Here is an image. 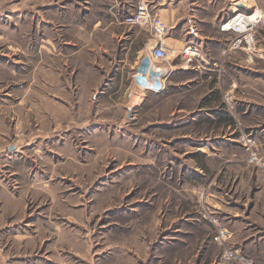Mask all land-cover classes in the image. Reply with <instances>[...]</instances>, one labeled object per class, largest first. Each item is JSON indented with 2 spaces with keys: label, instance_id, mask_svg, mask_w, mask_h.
I'll use <instances>...</instances> for the list:
<instances>
[{
  "label": "rangeland",
  "instance_id": "1",
  "mask_svg": "<svg viewBox=\"0 0 264 264\" xmlns=\"http://www.w3.org/2000/svg\"><path fill=\"white\" fill-rule=\"evenodd\" d=\"M126 13L109 0H0V128L21 147L0 160V264H236L230 247L264 264V249L234 242L243 216L231 228L221 207L255 196L248 208L264 212V31L198 111L214 118L206 136L205 120H159L156 93L121 101L135 68L112 34Z\"/></svg>",
  "mask_w": 264,
  "mask_h": 264
},
{
  "label": "crops",
  "instance_id": "2",
  "mask_svg": "<svg viewBox=\"0 0 264 264\" xmlns=\"http://www.w3.org/2000/svg\"><path fill=\"white\" fill-rule=\"evenodd\" d=\"M138 1L139 0H109V6L112 10L128 9L130 11ZM144 1H146L152 9L157 10L161 18L168 25L167 35L163 36L161 40L166 46L174 50L169 60L172 70L165 82L164 90L159 92L143 91L134 84L131 79L129 82L131 83L129 84L130 86L126 85L123 89L125 95L124 100H120L122 102L125 101L124 104H126V108L129 109V105L132 106V104H134L131 102L133 101L131 98L133 92H137V96L143 93H156L158 101L166 106L165 111L163 115H161L162 117H159V120L164 122L172 119L174 120V116L181 113L179 119H183L184 121L189 120L191 122H196L197 120H205L206 122H209L211 127L206 128L204 135H212L214 131L213 116L208 112L199 115L198 111L203 109L204 106L218 104L214 99L213 92L215 89H221L220 84L221 78L224 76L223 74L226 73L229 76V74L232 71H235L236 68L239 69L242 62L244 63V61H246V53L243 49L238 48L232 51L229 50L230 52L228 51L226 53L223 51L227 44V40L231 37V32L223 29L222 24L235 13V10L248 12L254 7L262 8L264 10V0ZM239 4H241V6H239ZM126 14H124V16ZM122 19L123 18H119L118 23L123 24L125 29H123L122 32L119 31L112 34V36L119 42V45L115 50L124 53L125 57L130 56L132 58L129 62V66L130 69L133 70L137 64L140 63V58L147 49L150 37L146 35L144 38L141 36L139 37L135 32L126 28V23H124ZM130 26L132 27V25H129L128 27ZM141 28L148 31L145 27ZM261 31H264V28L259 27L255 32L257 40L258 32L260 34ZM191 43L198 46L200 57L188 62L180 57L179 50L186 44ZM225 56L226 59L222 62V59H224ZM230 56H232V59L235 58V61L229 60ZM220 74L222 76H220ZM226 84L227 87L235 86L234 80L230 77L226 81ZM134 86L136 87V91L134 90ZM220 101H222L221 98L218 102ZM43 106L45 110L49 111L50 106H47L46 104ZM219 115L220 114H218V116ZM233 117V114L232 116L228 114V117L224 118L225 125L228 129L233 122ZM41 127L45 126L41 125ZM10 130L11 126L6 127V130L0 128V137L3 140H6L5 143L0 145V160L1 158L9 161L14 160L16 152H19L21 149V147L19 148L15 145L14 149H10V146L12 145H9L10 142L7 141ZM41 130L43 129L41 128ZM196 148L201 149L202 147L196 146ZM191 152H198V150ZM199 167H201V165ZM7 180H9V178ZM1 184L0 180V185ZM234 201L239 206L237 211L232 209V205H230V203ZM250 201L254 202L255 196H222V212L225 214L224 217L228 218L226 221L230 223L231 228L233 222L238 220V218L235 219V216H243L241 218V227L238 226L237 230L232 228L235 233L234 242L241 245L243 248L251 247L253 248V251H258V249L263 250L264 212L260 214L255 213V203H253L252 207L248 208L247 204ZM213 206L221 210L218 204H214ZM246 208L248 209V213L246 212L243 214ZM247 217H252L253 219L247 221L248 219H245ZM243 218L245 220H242ZM247 224H253V226L247 228ZM258 253L264 255V252L258 251ZM209 264H211V262Z\"/></svg>",
  "mask_w": 264,
  "mask_h": 264
},
{
  "label": "built area",
  "instance_id": "3",
  "mask_svg": "<svg viewBox=\"0 0 264 264\" xmlns=\"http://www.w3.org/2000/svg\"><path fill=\"white\" fill-rule=\"evenodd\" d=\"M124 21L128 25L144 26L151 35L147 49L140 58V63L131 74L132 81L143 91H162L171 67L168 59L174 51L161 40L168 31L167 23L144 0L135 3ZM261 26H264V11L261 8L254 7L248 12L236 11L222 24L223 29L231 32V37L227 40V49L240 48L252 51L255 48V32ZM179 55L185 61L190 62L199 58L200 52L198 46L191 43L180 48ZM216 231V239L219 242L230 237V232L224 227L217 226ZM223 258L227 261H236V264H263L240 254L237 249L231 247L223 250Z\"/></svg>",
  "mask_w": 264,
  "mask_h": 264
},
{
  "label": "water",
  "instance_id": "4",
  "mask_svg": "<svg viewBox=\"0 0 264 264\" xmlns=\"http://www.w3.org/2000/svg\"><path fill=\"white\" fill-rule=\"evenodd\" d=\"M239 6H241V4H239Z\"/></svg>",
  "mask_w": 264,
  "mask_h": 264
}]
</instances>
